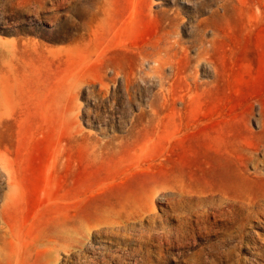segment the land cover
Wrapping results in <instances>:
<instances>
[{"label": "rangeland", "instance_id": "374dc122", "mask_svg": "<svg viewBox=\"0 0 264 264\" xmlns=\"http://www.w3.org/2000/svg\"><path fill=\"white\" fill-rule=\"evenodd\" d=\"M0 264H264V0H0Z\"/></svg>", "mask_w": 264, "mask_h": 264}]
</instances>
